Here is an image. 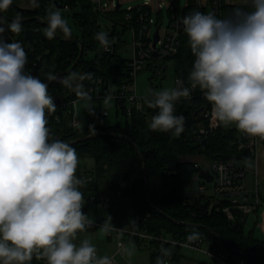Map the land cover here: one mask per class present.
<instances>
[{"label": "clouds", "instance_id": "1", "mask_svg": "<svg viewBox=\"0 0 264 264\" xmlns=\"http://www.w3.org/2000/svg\"><path fill=\"white\" fill-rule=\"evenodd\" d=\"M12 3L0 0V12ZM31 4L39 7L37 0ZM22 19L20 13L10 23L0 17V264H31L34 258L46 264H114V257L99 255L90 239L76 243L79 234L95 224L83 211L86 201L81 189L87 180L76 174L80 163L76 149L53 138L47 126L48 115L57 111L48 84L56 81L71 89L92 113V96L83 84L92 74L73 71L58 77L49 72L45 82L25 72L24 47L3 36L6 31L18 36ZM45 19L47 39H54L57 32L71 39L72 29L59 9L49 11ZM182 26L194 57L188 86L177 80L174 87L149 90L144 103L156 110L149 129L178 138L185 118L175 114V104L199 88L211 105L214 121L264 140V0H247L246 6L234 7L222 18L215 12L194 10L182 18ZM95 39L105 50L114 43L104 31L96 33ZM111 100L107 94L104 105ZM99 231L104 236L115 232L118 238L123 233L111 216ZM200 238L198 231H192L185 246ZM118 247L131 264L135 244ZM171 254L162 244L155 264H168Z\"/></svg>", "mask_w": 264, "mask_h": 264}, {"label": "trees", "instance_id": "2", "mask_svg": "<svg viewBox=\"0 0 264 264\" xmlns=\"http://www.w3.org/2000/svg\"><path fill=\"white\" fill-rule=\"evenodd\" d=\"M37 2L39 7L28 10L16 6L13 0L11 7L3 12L9 19H14L17 13L21 14L23 19L19 41L34 47L33 57L41 56L36 67L31 63L25 66L24 70L34 68L37 76L48 82L46 77L49 72L54 75L68 72L77 61L70 72L92 74L91 80L83 81L85 90L99 81L104 90L132 82L129 65L131 59H125L120 53L123 43L120 36L125 33V29L120 30L117 25H110L107 20L106 24H100V14L94 11L91 0ZM53 3L75 11L73 18L81 31L80 35L72 33L69 40H65L60 32H57L52 40L45 37L44 29L47 24L37 18L46 22V6ZM238 6L244 7L246 4H228L222 0L215 13L222 18ZM194 10H199L196 0H189L188 7L182 13L179 7L175 11L168 10L169 18L172 20L175 13H181L180 17H184ZM162 15L163 12H158L157 24H161ZM107 18L122 20L123 14L115 11ZM100 31L106 32L110 40L114 38V43L111 44L114 51H105L95 39V34ZM167 61L174 64L175 78H180L185 82V86H188L187 77L194 57L184 31L180 36L179 52L173 58L166 59ZM166 62L161 69H164ZM48 91L57 106L56 113L48 115L47 126L53 138L71 142L93 133H100L72 146L79 158L94 159V188L107 194L109 206L106 217H112L114 226L177 237H187L192 231H198L202 238L225 247L231 255L257 253L241 256L246 264H264V240L256 238L254 230L246 229L249 215L237 214L235 219L231 220L225 213L215 211L219 203L215 204L213 199L202 195L195 197L192 203H187L186 187L193 182L199 169L195 165L198 163L196 160L186 157L199 156L207 161L218 159L236 162L254 158L256 154L257 137L246 136L235 126H224L212 118L206 119L203 116L200 109L204 106L211 108V105L199 88L192 90V102L175 104V114L185 118L184 131L178 138L170 132H153L149 129L148 124L156 110L148 108L144 101L143 111L135 109L128 115L124 102L116 99L117 112L123 116V124L117 127L96 126L93 127L94 131L92 128H74L72 114L68 113L67 109L72 101L79 98L71 89L56 81L48 87ZM202 126L209 129V134L204 140L195 141V135ZM145 170L149 193L146 190ZM218 237L227 241L239 254L222 244ZM132 239L140 246L144 245L140 239ZM149 244L153 248L150 264H155L161 246L156 243ZM183 257L182 251H177L171 264H181ZM31 264L43 263L34 258Z\"/></svg>", "mask_w": 264, "mask_h": 264}, {"label": "built area", "instance_id": "3", "mask_svg": "<svg viewBox=\"0 0 264 264\" xmlns=\"http://www.w3.org/2000/svg\"><path fill=\"white\" fill-rule=\"evenodd\" d=\"M127 1L129 0H91L94 11L100 14V24H103V21L107 20L110 25H117L120 30L124 28L125 32H131L133 44L132 58L129 65L130 78L132 79V82L124 83L119 87H113L108 90H104L99 84L101 83V81H99L96 85H91L87 90L90 91L92 99H101L105 97L108 93H111L115 97V99L124 102L127 114L131 115L135 109L143 111L144 98H140L136 94L134 86L135 79L152 59H156L154 57L155 49L153 47L154 35L152 36L151 34L152 25L155 24L153 15L158 12H163L165 6L164 3L159 0H144L143 4L123 8L124 3ZM208 1H210L212 5L213 12H215V10L219 8L222 2V0ZM196 3L198 9L201 12H206L207 0H196ZM178 4L179 3H177V0H168L167 9L175 11L176 8L179 7V11L182 13L184 10H181L180 4ZM118 5H120L119 8ZM188 5L189 1L185 8H187ZM115 11L121 12L123 14L122 20L107 18L110 13H113ZM180 14H173L172 20L170 19L168 32L162 34L160 32L161 29L159 30L160 40L157 44V52L159 54L158 58L160 59H171L179 52L180 36L183 33V17H180ZM3 26L6 28L7 24L5 23ZM3 36L9 42L19 41L20 39V35L17 36L16 34H13L10 31L4 32ZM121 37L122 35L120 36V38ZM22 46L24 47L28 57L26 66L32 63L33 66L36 67L41 59V56L38 55L36 57H33V53L35 51L33 46L24 44H22ZM105 51H114L113 46L111 45L110 49ZM25 72L37 76L34 68L26 69ZM157 73H159V71L155 70L154 76ZM177 80L181 79L177 78L176 81ZM192 99V96L188 99L181 98L178 102L182 103L183 101H186L189 103L192 102ZM76 102L77 100L72 101L69 105L70 107L67 109V112L72 114V126L74 128H78L80 126L79 121L75 118L74 107L76 105ZM202 113L206 119L211 118V108H206L204 106V110L202 111ZM105 114L106 113L104 112L102 114V117ZM208 134V128L204 126L200 127L195 135V141L199 142L201 140H204ZM257 140L258 138L256 139V146ZM195 165L199 169V173L194 177V180L198 181L199 179H202L199 176L201 170L203 168H208L209 172L213 176V180L210 183H213L215 185L213 192L215 194L223 196L222 200L214 199L213 195L205 194V192L207 191L205 185H200L198 187L202 196H205L208 199H213L215 204L219 203L216 206V212H223L229 219L234 220L237 214L251 215L252 213L256 212L259 207L264 206V202L261 200L260 192L258 190V182L256 181L257 188L255 189V191L252 193L249 192L244 182L248 170L242 166H239L238 164H236V162L217 159L211 161L208 166L200 163H196ZM76 174L78 177L87 180V186L81 189V191L84 193V198L86 201L83 211L88 214L91 218H94L95 224L93 225V227H100L103 222L96 221L97 211L100 209H108V196L103 191L95 190L94 174L88 169L82 167L80 163L78 165ZM255 175L257 176V171L255 172ZM194 198L188 197L187 203H192L194 201ZM115 227L122 228L118 226ZM122 229V235L124 236H129L130 238H138L144 243H156L160 246L163 244L164 246L168 247L172 253L171 256L168 258V264H171V260L174 254L179 250H190L203 253L207 255L210 259H213L219 262L220 264H246V261L243 257L231 255L225 252L221 248V246L216 245L213 242L207 241L202 237L198 241L191 243L186 247L185 244L188 243L186 237H177L170 234H153L147 230L129 228ZM115 234L117 235V233ZM121 243H123V241L119 242V244ZM40 261L43 264H46V261ZM114 264H117L116 261H114Z\"/></svg>", "mask_w": 264, "mask_h": 264}, {"label": "rangeland", "instance_id": "4", "mask_svg": "<svg viewBox=\"0 0 264 264\" xmlns=\"http://www.w3.org/2000/svg\"><path fill=\"white\" fill-rule=\"evenodd\" d=\"M107 1V0H106ZM144 0H129L124 3L123 8H127L128 6H137L143 4ZM164 3V10L162 15L161 24L158 23V13L153 15V19L155 24L152 25L151 34L154 35L156 29L160 27V32L165 34L169 30V13L167 9L168 0H159ZM189 0H179L181 10L187 6ZM16 6L22 9L35 10L36 8L32 7L31 0H14ZM228 4H247V0H225ZM47 11H54L59 9L61 11L62 16L67 20L69 27L72 29V33L75 35H80L81 31L79 27L76 25L75 20L73 18L74 10L67 8H60L53 4H49L46 6ZM206 12H213L212 5L210 1L207 0ZM103 24H106V21H103ZM122 46L120 48V53L125 59L132 58V34L130 31L125 32L122 37ZM166 60L156 58L152 59L149 64L139 73V75L135 79V90L136 94L140 98H144L146 96L150 97L151 93L149 90H161L163 88L174 87L176 82L174 64L172 61H167V67L161 69L160 67L165 64ZM157 70V73L154 76V71ZM111 94V93H108ZM112 100L109 105H104L103 100L105 97L101 99L93 98L91 100V104L93 106L92 113H89L87 109L84 107V101L77 100L76 105L74 107L75 118L79 121L78 128H90L89 126L96 127H117V125L123 124V116L118 115L117 107H116V99L111 94ZM106 113L103 117L102 114ZM257 149H256V157L247 159V160H239L236 161V164L244 167L248 170L245 177V185L249 192H254L257 188L256 181L258 182V190L260 192L261 197L264 199V142L258 138L257 140ZM190 160H196V162L208 166L211 161H207L199 156L197 157H186ZM80 164L82 167L88 169L92 173L95 171L96 164L93 158L85 157L79 158ZM251 162V167L248 166V163ZM257 171V176L255 172ZM94 174V173H93ZM200 185H205L207 191L205 194L213 195L214 199L222 200L223 196L219 194H215L214 184L207 183L203 179L194 180L186 187V195L190 198H194L196 196L201 195L199 190ZM94 215V213H93ZM92 215V216H93ZM107 215V209H100L97 211L96 221L103 222ZM264 206L260 207L259 213H252L249 215L248 222L246 225L247 230H254V236L258 239L264 240ZM88 238L90 239L97 247L98 254L109 255L114 257V261L117 264H128V261L120 254V248L118 247L119 242L123 241V244L129 245V242H132L136 246L135 255L131 258V264H150L151 253L153 248H151L150 244L144 243L143 246H140L136 240H133L129 236H120L119 238L115 233L111 235L104 236L100 233L99 227H94L92 229H88L86 232L79 234V237L76 243H79L81 239ZM225 252L228 253L225 247H221ZM184 257L181 260V264H220L219 262L210 259L207 255L190 250H182Z\"/></svg>", "mask_w": 264, "mask_h": 264}, {"label": "water", "instance_id": "5", "mask_svg": "<svg viewBox=\"0 0 264 264\" xmlns=\"http://www.w3.org/2000/svg\"><path fill=\"white\" fill-rule=\"evenodd\" d=\"M58 7L62 8L61 5H59ZM119 7H120V5H118V8H119ZM0 16L3 17V18H4L5 20H7V21H8V20H9V21H12V20H13V19H9V18H7V17L4 15L3 12H0ZM37 19L40 20V21H42L43 23L47 24V23L45 22V20H43L42 18H37ZM159 30H160V28L158 27V28L156 29L155 33H154L153 47H154V49H155V51H154V57H155V58H158V57H159V54H158V52H157V44H158V42H159V40H160ZM82 50H83V49H82ZM82 50H81L80 56L82 55ZM76 63H77V61H75V63L73 64L72 68H71L68 72H70V71H72V70L74 69ZM166 67H167V65H164V68H166ZM68 72L58 73L57 76H58V77H61V75L66 74V73H68ZM54 82H55V81H54ZM54 82H50V83L48 84V87H49L51 84H53ZM203 110H204V107H202V108L200 109V112H202ZM99 134H100V133H93V134L87 135V136H85V137H82V138L76 139V140H74V141H71V142H69V143H71L72 145H75V144H77V143H79V142H83V141H85V140H89V139H91V138H93L94 136H97V135H99ZM199 176H200V178L204 179V180L207 181L208 183L212 182V180H213V176H212V174L209 172V169H208V168H203V169L201 170ZM145 180H146V190H147V193H149V181H148V176H147V172H146V170H145ZM218 239H219V241H220L222 244H224L225 246L229 247L234 253L239 254V253H238L237 251H235V250L229 245V243H228L227 241H225L223 238L218 237ZM255 254H257V253L252 252V253H249V254H239V255H241V256H248V255H255Z\"/></svg>", "mask_w": 264, "mask_h": 264}, {"label": "crops", "instance_id": "6", "mask_svg": "<svg viewBox=\"0 0 264 264\" xmlns=\"http://www.w3.org/2000/svg\"><path fill=\"white\" fill-rule=\"evenodd\" d=\"M118 113V112H117ZM119 115V114H118ZM261 196V195H260ZM261 200L264 202V199L261 197ZM263 207V206H262ZM259 211H260V207H259V209L258 210H256V212H254V213H259Z\"/></svg>", "mask_w": 264, "mask_h": 264}]
</instances>
